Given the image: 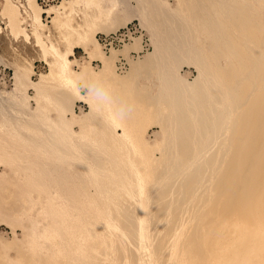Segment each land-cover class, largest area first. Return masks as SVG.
Segmentation results:
<instances>
[{
  "label": "bare ground",
  "instance_id": "6f19581e",
  "mask_svg": "<svg viewBox=\"0 0 264 264\" xmlns=\"http://www.w3.org/2000/svg\"><path fill=\"white\" fill-rule=\"evenodd\" d=\"M47 1H53V0H47ZM137 1H139V2H137L138 4L135 6L137 10H134V12L137 11V17L141 21H143V23H145V25L150 27V33L152 32L154 37H156L157 42L164 43L162 47H165V50L166 51L168 50V52H170L169 54L166 53V54H168V56L169 55L171 56V54L175 55V52L178 53L177 51H179V50L181 53L183 51H184V53L190 52V53H188L189 57H192L193 59H194L193 56L195 55L196 60L194 59V61L197 63V66H196L195 62L192 60V58H190V60H192L194 65L197 67L196 70L198 71V73L196 72L198 74V75H196V76H198L197 79L196 80L193 79V82L196 81V85H194V86H196L195 90H197L195 92L196 93L195 97L197 98V100H195V101L196 102L198 101V102H200V104H203V105L205 104V106H207L206 105L207 102H204V101H208L209 97H211L210 95H212V96L214 95V93L210 94V93H212V91L210 89L211 88L214 89V87H212V86H216L217 88L219 87L218 88L219 94H217V95L215 94L216 100L214 99V96H213V98L211 97L210 100L214 99L215 102L217 100L218 101L219 100H221V101H227L228 100V103L227 102H224V103L230 105V107L233 106V109H237L236 111H238L236 116L233 118V121H231L232 125H233V127H232L233 130H232L231 136L229 135L230 137H228V138H230L229 150L230 149H233V150H231L228 153L227 157L225 158L224 167L221 171V174L217 177L216 182H214V184L215 183L216 184H215V190H214L215 192L213 191L215 193L214 198H213V202H211V204L207 203L208 205H206V203L204 204L207 206V207L206 206L204 207L205 208L204 212L206 213V215L205 216L202 215V216H204L203 218L205 220H207V219H209V220L211 219V220L208 224L203 226L202 229H200L199 233L196 232L197 235L195 233L196 230L194 231V234L189 233L188 230L185 228L186 224L184 222H180L179 224H177V226L176 225L174 226V224H173V227H170L166 230L167 235L164 236L165 237L164 240L162 239L163 241L161 242V244L165 245V248H166L163 251L161 249V246H159V245L153 246L152 245L153 242L150 243L148 241V238H147V236H148V234H147V228H148L147 219H149L148 218L149 211L147 212L148 208H146V207H149V206L146 205V199H148V198H146V194H148V195L150 194L149 192L151 190L149 191L148 189L151 188L153 179L158 178L160 167L158 165L159 162L157 163V159H159V158H153L151 156L152 154H147V152H145L146 146L144 145L145 144L144 142H146V141H144L145 139H143V134H142L143 131L141 132V130L139 128V124L137 122L134 124H127V120L129 121L131 119H127L125 117L124 109L122 107H120L121 105L119 106V104L117 102H115V100L112 101V99L110 98V95L108 94L110 92L107 93L108 89L105 91L103 90V92L99 91V94L96 93L97 91L95 89V79H96V74H98V73L101 76H106L105 78H110L111 82L116 81V84L119 83L117 81V79L114 80L115 77L112 74L113 68H111V66H110V64H111L110 59L115 58V55H116L115 51L116 50L110 51L111 53H110V55H108L109 57H107L109 59H107L106 57H105L106 59H104V57L101 56V53L98 50V46H97L98 42L95 39L94 33H93V31H94V29H96L98 23H100V20L110 19L113 10H115L117 8V6H119V1L118 0H61L59 4H52V5H50L49 8H47L46 11L50 14V16L51 15L52 16H51L50 24H45L40 19L41 18L40 17L41 8H40V6H38L37 0H3V5L1 8V12H0L1 24H3V26H0V59L7 60L9 55L10 56L12 55V57H11L12 60L9 57L10 62H8V64L10 66H12L13 78H14L12 89L9 90V92L8 91L6 92L7 97H8V98L6 97V100H14V99L17 100L16 97L20 96L24 100V101H22V99L19 97L21 100L20 101L21 106H23V104H24L25 106H23V107L28 108L27 104H26V99L24 98V97H26V96H24V92H25L24 90H25L26 86L30 85V86L34 87L39 94L40 90L37 89L39 86L44 87L41 85H43L44 83L46 85V82H48L49 79H53L54 81L56 80L55 82L58 83V86L61 89H64V90L70 92L71 95H73L75 97V99H77L79 101H84L89 106V110H88L89 112H86L85 115H83L81 117H79V116L77 117V115L74 114L72 108L68 107L69 112H70L69 118L66 119L65 117H63V116L60 117V115H59L58 118L56 117L58 119V121H56V122L61 121L60 122L61 125H64V123L70 124V123L75 122V121H78L81 123H83V121H84L86 123V122H88V120L93 118L92 116H94L95 113H100V115L102 117V122H103V120L108 121L112 125V129H111L112 131L110 130V132H111L110 135L112 136V139H113L112 141L115 142V139H117V141H120L122 139V141H120V143H114L113 142V144H110L108 142L110 145L105 144L107 142L104 143V141H103L104 144H101V146L97 147V149H95V150L91 149L92 151L95 152V155L99 153L101 155V157H103L105 160L102 164L101 163L99 164V162H97V163H93L92 165L85 166V169H86L85 172L86 173L83 172V177H86L85 178L86 183L84 181L85 186L87 184H91V185H93V187L95 189H97L96 190L97 192H95L93 189V191L95 193L94 198H93L94 195H92L91 193H90L91 194L90 195L87 192V195L85 196L86 198L84 197V201H85L84 203H86V204H83V206L81 205L82 203L80 204V208L82 206L81 209H83L84 212L79 213L78 216L80 217V219L82 217L83 218L85 217V219H86L85 223L88 224L89 226L86 225L85 227H83V225L81 223L79 225L75 226V224L69 225V223H68V225L60 227V225H58V224H59V222H61L60 220L63 219L62 217H66L67 215L68 216L69 215L73 216V215H71V213L69 214V212H68V214H66L67 211L58 210V207L53 204L54 205L53 207L55 209H53V212L50 213V216H51L50 218L53 219V225H51L54 227V229L51 228L53 230V232H50L51 235L49 236L48 232L52 231V230L48 229L49 231L48 232L46 231L47 232V233L45 232L46 234L40 235L41 238H42V236L44 237V238H42L43 240L45 238H47L46 240H48V238L52 239L51 243L53 242V250L50 253H46V255L44 256L45 258H42V257L40 258V256H37V260H36V258L34 257L35 260L30 261L29 264H67L66 259L65 260L63 259L65 262H62V260H61L62 263H60V262L58 263L57 259L62 257V256L63 257H66L68 255L71 256L72 254H74V257L77 256V257H75L78 260L76 262V264H116L115 261H117V260H115L114 257L111 256V255H113L112 250L117 251L115 253V255L117 253H119L120 251H122V247L120 245V242H118L116 240L117 238H114L112 236L113 233L116 232L117 229H119V231L123 230L122 233L125 232V235L127 233V234H129L130 237H132L133 246L137 250V252H135L136 254L139 252V250L141 251V253H138L135 256L134 255L135 253H133L135 251L134 250L135 248H133L132 246L129 248L130 252L129 251L128 252L129 253L132 252V254H130V255L136 264L137 263L138 264H264V15L259 13V12H262L260 10H258L259 12L257 11L258 13L256 12L257 9H261V10L264 9V0H254V1L252 0V2H254L253 4L250 3L251 0H247L248 2H245L244 5H246L247 3L248 4L250 3L249 7L252 6L253 9L260 6V8L259 7L256 8L255 11L253 9H250L248 6L242 5L243 6L242 7L241 5H238L240 2L241 3H242V1L244 2V0H241V1L239 0L238 4H236V2H238L236 0H234L235 2H233L232 0H176V6L174 5V7L172 9H171V6L169 5V3H166L165 1H161V0H154L155 2L150 1L153 4L146 5V6L144 5V3H142L143 0H137ZM257 3L260 5H258V6L255 5ZM135 7H133V8H135ZM163 7H164V9L162 10ZM248 9H250V11ZM164 10H166V12H163ZM246 10H248V11H246ZM251 10L254 11V13L255 12L256 13L255 14L251 13ZM46 11L43 10L42 12L46 13ZM247 12H250V13L248 14ZM177 18H178V20H177ZM177 21H179V22H177ZM187 25H190L191 27H187ZM54 27L61 29V31H64L63 32L64 34L62 35V39H60L61 40L60 42L55 41V38L53 37ZM176 30H177V32H176ZM178 31L180 32V34H178V36H180V37H177L176 33H178ZM132 41L134 43H138L139 39H137V37H135V38H133ZM154 41H155V39H154ZM248 42L249 43L251 42L250 43L251 45L247 44ZM252 44L254 45L252 48H247L248 46L251 47ZM2 45H4L3 48H5V47L6 48L2 49ZM76 47L82 48L83 51L89 55V56L87 55V57H89V58H92V57L99 58V61L102 62V64H101L102 68H100L98 73H96L92 69V67L90 66L88 61H87V63L82 65V67L79 71H76V72L73 71V69L71 68V63L74 62V59H70V56L73 53V49ZM29 48H31V50L33 49L32 51H35L37 53V55H35V56L43 58L44 61H46L47 65L49 66V71L46 74L41 75L39 77V79L35 82L29 78V75L32 73V69H31L32 68V58L27 57L26 53H25V52H27V50H30ZM24 50H26V51H24ZM31 50H30V52H32ZM121 51H120V53H121ZM126 51H127V49H126ZM126 51H125V53H126ZM162 51H164V50H162ZM116 53L118 54V52H116ZM163 53L165 54V52H163ZM193 53H194V55H193ZM124 54H123V56H124ZM182 54H180V55H182ZM186 54H185V56L188 58V55H186ZM32 57H34V56H32ZM124 57H125V59H127L126 58L127 56H124ZM151 57L153 58V56H151ZM171 57H173V56H171ZM180 57L182 58V56H180ZM148 58H149V60L151 59L150 56ZM166 58H167V56H166ZM221 58L224 60V61L222 60V62H224V63H221V60H220ZM108 60H110V61H108ZM127 60H129V59H127ZM147 60H145V61H147ZM172 60H174V59H172ZM171 63H173V62H171ZM135 64H137V62ZM160 66H161V64H160ZM166 73H167V71H166ZM176 75H175V77H176ZM79 79L83 80L88 85V87H89L88 88L89 89L88 94L83 95L78 91V88L76 86V82ZM53 80H52V82H53ZM182 82H184V81H182ZM121 83H122V81H121ZM47 84H49V83H47ZM114 84H115V82H114ZM176 85H177V83H176ZM46 86H48V85H46ZM180 86H181V83H180ZM186 87H187V85H186ZM167 88H169V87H167ZM44 90H45V87H44ZM48 90H49V88H48ZM162 92H163V90H162ZM182 92H183V90H182ZM159 93H160V91H159ZM175 93H177V92H175ZM59 94H61V92ZM44 96H45V94H44ZM150 96H152V95H150ZM61 100H63V99H61ZM161 101H162V99H161ZM175 101L176 100H174V102ZM63 102H65V101H63ZM174 102H173V104H174ZM175 104H176V102H175ZM200 104H199V110H200V106H201ZM211 104H213V102H211ZM101 105H102V107H101ZM127 105L128 104H126V106ZM155 105L158 106L157 103ZM171 105H170V107H172ZM224 106H226V105H224ZM168 107H169V105H168ZM197 107H198V105H197ZM162 108H163V105H162ZM136 110H137V112L140 111V109H139V111H138V109H136ZM152 110H153V108H152ZM189 111H190V109H189ZM141 112H144V111H141ZM194 112H195V110H194ZM196 112H197V110H196ZM174 113H175V111H174ZM178 113H180V111ZM166 114H168V113H166ZM145 115H146V113H145ZM187 115H189V114H187ZM197 115L198 114H196V116ZM228 115H229V113H228ZM1 116L2 115H0V117ZM129 116H131V115H129ZM137 116L139 118V115H137ZM203 116H204V114H203ZM225 116H227V115H225ZM7 118L5 119L7 121H5L3 118H2L3 121L0 120V138L5 136V135L12 134L14 124L9 122ZM48 118L49 117H47L46 120H49ZM231 119H232V117H231ZM155 122H156V124H159L158 126H160L161 130L164 129L161 125L160 120L155 119ZM53 123H54V121H53ZM81 123H79V124H81ZM152 124H154V123H152ZM227 124H226V126H227ZM91 127H92V125H91ZM109 127H111V126H109ZM115 128L120 129L121 131L118 133L117 130H115ZM218 128H220V127H218ZM56 131H58V130H56ZM205 133H204V135H205ZM48 134H49V136H53L52 132L51 133L49 132ZM65 134H67L66 136H70L71 138H74L75 136L78 135V134L75 135L76 133H74V131H69ZM96 134H97V132H96ZM168 134H169V132H168ZM17 136L22 137L21 134H18ZM80 136L81 135L79 134L77 137H80ZM83 136L85 137V135H83ZM219 136H220V134H219ZM225 136H226V134H225ZM11 137L12 136H10V139H11ZM90 137H91L90 143L91 144L95 143L94 135L90 136ZM165 137H168V135H166ZM217 137H218V135H217ZM118 138H121V139L118 140ZM220 139L221 138H219V140ZM72 141L71 142L69 141V142L72 143ZM161 141H163V140H161ZM197 141L199 142L200 140H197ZM202 141H204V140H202ZM32 142H30V143L32 144ZM43 143H45V142H43ZM0 144H2V143H0ZM9 144H11V142ZM34 144H37V143L34 142ZM53 144H54V141H53ZM221 144H219V145H221ZM98 145H100V144H98ZM51 146H52V144H50L49 147H51ZM56 146H58V145H56ZM74 146H76V145L74 144ZM149 146H151V145H149ZM210 146L212 147L213 145L211 144ZM231 146H232V148H231ZM67 147L68 146H66V148ZM53 148H54V146H53ZM150 148H149V150H150ZM164 148H166V147H164ZM41 149H42V147H41ZM170 150L173 151L172 149H170ZM170 150H168V151H170ZM92 151H91V154H93ZM7 152L5 151V153H7ZM71 153H73V152H71ZM207 153H209V152H207ZM53 154H55V153H53ZM89 154H90V152L88 153V155ZM74 155H75V153L73 154V156ZM202 155H204V154H202ZM202 155H200V156H202ZM84 156H86V155H83V157ZM214 156H215V154H214ZM96 157H97V155H96ZM101 157L99 158V156H98L97 158L101 159ZM176 157H179V156L177 155ZM196 157H195V159H196ZM15 158H16V156H15ZM25 158H26V156H25ZM56 158H58V157H56ZM93 158L94 157H92V160L96 161L95 158L94 159ZM87 159H88V157H87ZM21 160H22V158H21ZM74 160H76V159H74ZM78 160H79V157H78ZM85 160H86V157H85ZM92 160H91V162H92ZM88 161L89 160H87V162ZM102 161H103V159H102ZM75 163H77V160ZM185 163H187V162H185ZM81 164H83V163H81ZM97 164L99 166H97ZM212 164H214V163H212ZM215 164H216V162H215ZM171 165H173V164H171ZM202 165H204V164H202ZM187 166H189V165H187ZM98 167H99V169H98ZM213 167H215V166H213ZM185 168H187V167L185 166ZM42 170H43V167H42ZM60 170H62V169H60ZM82 170H80V171H82ZM161 170H162V168H161ZM176 170L180 171L181 169L180 170L176 169ZM217 170L220 171L221 169L218 167ZM99 171H100V175L98 174V176H101V178H102L101 180H98V178H96V175H95L96 174L95 172H99ZM185 172H187V171H185ZM205 172H206V170H205ZM81 173H80V175L75 174V176L76 175L82 176ZM46 174H47V172H46ZM165 174H163V175L165 176ZM60 175H62V174H60ZM177 175H178V173H177ZM180 175H181V173H180ZM64 177L67 178L66 175ZM64 177H61L60 180L62 178L65 179ZM39 179H40V177H39ZM166 179H167V177H166ZM65 180H63V181H65ZM76 181L79 182L80 179L75 180V181L73 180L72 183L75 184ZM154 181H155V179H154ZM160 181L163 182V180H160ZM160 181H159V183H160ZM210 182H211V180H210ZM51 183H53V182H51ZM73 184H71V185H73ZM76 184L80 185L81 183H76ZM199 185H200V183H199ZM67 186H68V183H67ZM82 186H83V183H82ZM124 186H125V188L127 187L126 189H129V191L126 190L127 193L130 192L133 194L132 198L130 196L131 194L126 196L127 194H126V191L124 190L125 189ZM148 186H150V188H148ZM205 186H207V185H205ZM68 187H70V186H68ZM159 188H157V190ZM65 189H69V188H65ZM87 189H86V191H88ZM114 189H116V190H114ZM118 189L121 191H119ZM117 190H118V192L123 191L124 196L128 197V199L130 197L131 200L134 201L133 198H135L134 202H136L135 203V210L136 211L134 210L135 211V215L133 217L134 222H131V223L125 222L123 224L122 223L117 224V223L112 221L113 220V217L111 216L112 214L109 215L110 212H107L108 209L105 207L107 201L103 202L102 200L104 198L106 200L108 198H112V200H113V197H111L112 196L111 194H113V193L115 194V192ZM146 191L147 192L149 191V192L147 193ZM153 191H155V190H153ZM170 191H171V189H170ZM63 192H65V190ZM152 193L154 194V192H152ZM109 194H110V196H108ZM195 194H198V193H195ZM102 195L104 197H102ZM107 196H108V198H106ZM122 196L120 198L118 196V199L119 200L122 199ZM150 196H152V194ZM164 196H165V194H164ZM50 197H51V195H50ZM98 197L100 198V201H99ZM78 198H80V197H78ZM150 198L151 197H149V199ZM158 198H159V196H158ZM96 199H97V201H96ZM118 199L116 198L115 200H118ZM57 200H59V199H57ZM82 200H83V198H82ZM110 200L111 199H109L107 205H110L109 204ZM112 200H111V203H112ZM133 201H132V204H133ZM97 202L99 204H97ZM101 203L102 204L105 203V204L101 205ZM197 203L199 204V202H197ZM202 203L203 202H201V204ZM191 205H192V203H191ZM104 207L106 209L107 215H105L106 213L103 211V210H105ZM127 207H129V206H127ZM213 207L217 208L216 214L211 213V209ZM64 208H63V210H64ZM202 210H203V208H202ZM202 210H200V211H202ZM129 211H130V209H129ZM198 211H199V209H198ZM115 212H116V210H115ZM190 212H191V210H190ZM167 213H168V210H167ZM114 214H116V213H114ZM115 216L117 217V215H115ZM220 216H221V219L219 218ZM165 219H166V216H165ZM187 220H188V218H187ZM209 220H207V222ZM167 221H169V220H167ZM67 222H69V221H67ZM163 224H164V222L161 223V225H163ZM159 225H160V222H159ZM159 225H158V227H159ZM164 226L166 228V225H164ZM59 227L61 229H63V236L64 237L61 236V238H62L61 240H64V241L58 244L57 243L58 241L55 238L58 237L57 234L59 235V233H57ZM188 227H190V226H188ZM40 228L42 229V227H40ZM150 228H152V227H150ZM161 228H160V230H162ZM165 228H163V230ZM184 229L188 233H186ZM44 230H42V231L44 232ZM122 233L119 232L118 235L121 234L123 236ZM159 233H161V231H159ZM60 234H62V233H60ZM114 235H116V234H114ZM34 236H35V234L32 237H34ZM33 239H35V237ZM33 239H32V241L30 239L31 242L28 241L29 250H31V251H33V249L38 247L37 241H35ZM54 241L56 243H54ZM163 242H165V243H163ZM48 243H49V241H47V244ZM154 243H156V241ZM51 246H52V244H51ZM143 249H146V250L148 249L149 251L145 254L146 250H143ZM30 253L33 254V252H30ZM34 254H36V253H34ZM117 255H119L121 257L120 254H117ZM29 257H30L29 259H31L32 256L29 255ZM108 257H110V258L108 259ZM69 259H71V257ZM20 262H21V260H20ZM72 263H74V262H72ZM20 264H23V263L21 262ZM68 264H69V262H68ZM132 264H134V263H132Z\"/></svg>",
  "mask_w": 264,
  "mask_h": 264
},
{
  "label": "rangeland",
  "instance_id": "374dc122",
  "mask_svg": "<svg viewBox=\"0 0 264 264\" xmlns=\"http://www.w3.org/2000/svg\"><path fill=\"white\" fill-rule=\"evenodd\" d=\"M60 1L61 0H53V1L45 2V4H44L41 1L37 0L38 6H40V8H41V13H40L41 18L40 19L42 20L43 23L50 24V20H51L52 15L50 16V14L46 10H47V8L50 7V5L59 4ZM118 1H119V6H117V8L115 9L116 11L113 10L110 19H107V20L102 19L103 21L100 20V23H98V25H97L96 29H94L93 33H94L95 39L98 42V43L96 42L98 44L97 45L98 50L100 51L101 56L104 57V59L109 57L108 55H110V53H111L110 51L116 50L115 51V54H116L115 58L110 59L111 61L110 60H108V61H110V63L112 64V65L110 64V66H111V68H113L112 74L115 77L114 80L117 79V81L120 84L119 83L116 84V81L113 80L115 82V84H114V82H111L110 78H105L106 76H101L98 73L100 68H102V65H101L102 62L99 61V58L87 57L88 54L85 53L83 51V49L79 48V47L74 48L73 53L70 56V59H74V62L71 63V68L75 72L79 71L81 69L82 65H84L88 61V63L92 67V69L96 73H98V74H96V79H95V89L97 91L96 93L99 94V91L103 92V90L105 91L108 89L107 93L110 92L108 94L110 95V98L112 99V101L115 100V102H117L119 104V106L121 105L120 107H122L124 109L125 117L127 119H131L129 121L127 120V124H134L136 122L139 124V128H140L141 132L143 131L142 132L143 139H145L144 141H146V142H144L145 143L144 145L146 146L145 152H147V154H152L151 156L153 158H159V159H157V163L159 162L158 165L160 167L158 178L157 179L154 178L155 181L153 179L151 188H150V186H148V188H150L148 190L149 191L151 190L152 192H154V194L151 191L150 192L148 191L150 193L149 195L146 194V198H148V199H146V205L149 206V207H146V208H148L147 212L149 211V215H148L149 219H147V225H148V228H147L148 236H147V238H148V241L150 243L153 242L152 243L153 246H156V245L161 246V249L163 251L166 248H165V245L161 244V242L164 240V238H165L164 236L167 235L166 230L170 227H173V224H174V226L175 225L177 226V224H179L180 222H184L186 224L185 228L188 230V232L191 234H194L195 230H196L195 233L196 232L199 233L200 229H202L203 226H205L206 224H208L210 222L211 219L210 220L207 219V220H209L207 222V220H205L203 218L206 215V213L204 212V210H205L204 207L206 205H208L207 203L211 204V202H213V198L215 195L214 190H215V184H216V183L214 184V182H216L217 177L221 174V171L224 167L225 158L227 157L228 153L231 150H233V149L229 150L230 138H228V137L231 136L232 130H233V128H232L233 125H232L231 121H233V118L236 116L238 111H236L237 109H233V106L230 107V105L224 103V102L228 103V100L227 101H221V100L218 101L217 100L216 102L214 101V99L216 100V95L219 94V89H218L219 87L217 88L216 86H212V87H214L215 90L210 87L211 88L210 90L212 91V93H210V94L214 93V95H213L214 99L210 100L211 97L213 98V96L210 95L211 97H209L208 101L213 102V104H211V102L209 103L208 101H204V102H207L206 103L207 106H205V104L203 105V104H200V102H198V101L196 102L195 100H197V98L195 97V94H196L195 92L197 90H195L196 86H194V85H196L195 80L198 77V76H196V75H198L197 74L198 71L196 70L197 69V67H196L197 63L194 61V59L196 58L194 53H193L194 59L192 57H189L188 53H190V52H186L187 53L186 54L183 51L182 52L183 54H182L180 52V50L177 51L178 53L175 52V55L171 54V56H173V57H171L170 55L168 56V54L170 52H168V50L166 51L165 47H162L164 43L157 42L156 37H154L152 32L150 33V27L145 25V23H143V21H141L137 17V11L134 12V10H137L135 6L138 4L137 2H139V1H137V0H118ZM150 1L153 2L154 0H143L142 3H144L145 6L153 4ZM161 1H165L166 3H169V5L171 6V9L174 7V5L176 6V0H161ZM232 1L235 2L234 0H232ZM236 1H238V2H236V4H238L239 0H236ZM245 2H248V1L244 0V2L242 1V3L240 2L241 4L239 3L238 5L242 6L245 4ZM250 3L253 4L254 2H252V0H251ZM250 3L249 4L247 3L248 5L246 4L244 6L249 7ZM2 5H3V0H0V12H1ZM255 5L258 6L260 4L257 3ZM133 7H135V8H133ZM258 7L260 8V6H258ZM258 7H256V8H258ZM249 8L253 9L252 6H250ZM163 9H164V7L162 8V10ZM250 9H248V10L250 11ZM255 9H253V10L255 11ZM43 10L46 11V13L42 12ZM248 10H246V11H248ZM258 10H260L262 12H259ZM254 11L251 10V13H254ZM257 11L259 13H261L262 15H264V13H263L264 9L263 10L257 9L256 12ZM163 12H166V10H164ZM247 13L249 14L250 12H247ZM177 20H178V18H177ZM179 21H177V22H179ZM0 26H3V24H1V19H0ZM187 27H191V26L187 25ZM63 32L64 31H61V29L54 27L53 37L55 38V41H57V42L61 41L60 39H62V35L64 34ZM176 32H177V30H176ZM176 34H177V37H180V36H178V34H180L179 31ZM135 37H137V39H139L138 43H134L132 41L133 38H135ZM154 39H155V41H154ZM250 43L248 42L247 44L251 45ZM3 46L4 45H2V49H5L6 47L3 48ZM253 46L254 45L252 44L251 47L248 46L247 48H252ZM29 49L31 50V48H29ZM123 49L125 51L127 49L126 53ZM30 50H27L28 53L27 52H25V53H26L27 57L32 58V68H31L32 73L29 75V78L35 82L39 79V77L41 75H44L49 71V66L47 65V62L44 61L43 58L35 56V55H37V53L35 51H32L33 49L31 50L32 52H30ZM119 50L120 51L122 50L125 54L122 51L120 53ZM162 50H164V51H162ZM24 51H26V50H24ZM116 52H118V54ZM163 52H165V54ZM122 53L124 54V56H127L126 58L129 60L125 59V57L123 56ZM166 53H168V54H166ZM179 53L182 55H180ZM185 54L188 55L189 59L185 56ZM32 56H34V57H32ZM149 56L151 58L150 60L148 58ZM151 56H153V58ZM166 56H167V58H166ZM180 56H182V58ZM9 57L12 60V58H11L12 55L11 56L9 55ZM9 57L7 58V60L0 59V115H2L1 117L4 120L8 117L7 118L8 121L14 124L12 134L5 135V136L1 137L2 139L0 138V140H1L0 143H2V144H0L1 145L0 146V148H1L0 149V153H1L0 154V264H20L21 262L23 264H29V262L35 260V258L37 260V256H40V258L41 257L45 258L44 256L46 255V253H50L53 250V242L51 243L52 239L48 238V240H46L47 238H45L43 240L42 238H44V237L42 236V238H41L40 235L46 234L51 228L54 229V227L51 226V225H53V219L50 218L51 217L50 213H52L53 209H55L53 207L54 205L58 207V210L67 211L66 214H68V212H69V214L71 213V215H73V216L67 215L66 216L67 218L62 217L63 219L60 220L61 222H59V224H58V225H60V227L68 225V223H69V225L75 224V226L79 225L80 223L83 225V227H85L86 225L89 226L88 224L85 223V221H86L85 217L84 218L82 217L81 218L82 220H81L80 217L78 216V214L84 212V210L81 208H82L83 204H86V203H84L85 202L84 197L87 195V192H88V194L91 193L92 195H94L95 194L94 191L97 192L96 191L97 189H95L93 187V185H91V184H87L88 186L87 185L85 186L84 181L86 180L85 179L86 177H83V172L86 173L85 172V170H86L85 166L92 165L93 163H97V162H99V164L100 163L102 164L105 160L103 157H101V155L99 153L96 155H97V157L99 156V158L101 157V159L97 158L95 155V152L92 150L97 149V147L101 146V144H104L105 142H107L105 144L110 145V144H113L114 141H112L113 139H112V136L110 135L111 134L110 130L112 129V125L108 121L103 120V122H102V117H101L100 113H95L94 116H92L93 118L88 120V122H86V123L83 121L84 124L81 122L75 121V120H74L75 122H72L70 124L64 123V125L60 124L61 121L56 122V121H58L57 118L59 117V115H60V117L63 116L66 119L69 118V116H70L69 108L70 107L72 108L74 114L77 115V117L78 116L81 117V116L85 115L86 112H89L88 111L89 106L87 103H85L84 101H79V100L75 99V97L73 95H71L70 92H68L64 89H61L58 86V83L55 82L56 80L54 81L53 79H49V81L46 82V85H48L49 87L46 86L45 83L43 85H41V86L45 87V90H44V87L39 86L40 88L38 87L37 89L42 92L41 93L39 91V94L34 87H32L30 85L26 86V88L24 90L25 91L24 96H26V97H24V98L26 99V104H27L28 108L23 107V106H25L23 103H22L23 106H21V104H20V101H21L20 98L21 97L20 96H19L20 98L16 97L17 100H15V99L14 100H6V97H7L6 92L7 91L9 92V90L12 89L13 82H14L13 69H12V66H10L8 64V62H10ZM171 58L174 60H172ZM190 58H192V60L196 64V66L194 65L193 61L190 60ZM107 59H109V58H107ZM134 60L137 62V64H135L136 62ZM145 60H147L148 62ZM220 60H221V63H224V62H222V60H223L222 58ZM171 62H173V63H171ZM160 64H161V66H160ZM174 65L175 66L177 65V66L175 67ZM166 71L168 74L166 73ZM175 75H176V77H175ZM193 79H195L194 80L195 82H193ZM52 80H53V82H52ZM121 81H122V83H121ZM182 81H184V82H182ZM47 83H49V84H47ZM176 83H177V85H176ZM180 83H181V86H180ZM186 85H187V87H186ZM76 86L78 88V91L81 94H83V95L88 94V90H89L88 88L89 87L83 80H81V79L77 80ZM167 87H169V88H167ZM48 88H49V90H48ZM158 90L160 91V93ZM162 90H163V92L164 91L165 92L163 93ZM182 90H183V92H182ZM60 92H61V94H59ZM175 92H177V93H175ZM44 94H45V96H44ZM150 95H152V96H150ZM61 99H63V100H61ZM161 99H162V101H161ZM174 100H176L175 101L176 104H175ZM22 101H24V100L22 99ZM63 101H65V102H63ZM155 102L157 103L158 106L155 105L156 104ZM173 102H174V104H173ZM126 104H128V105L126 106ZM199 104L201 105L200 110H199ZM162 105H163V108H162ZM168 105H169V107H168ZM170 105L172 107H170ZM197 105H198V107H197ZM224 105H226V106H224ZM101 107H102V105H101ZM166 107L168 109L169 108L170 109L168 110ZM152 108H153V110H152ZM136 109H138V111L140 109V111L137 112ZM189 109H190V111H189ZM194 110H195V112H194ZM196 110H197V112H196ZM141 111H144V112L146 111L145 112L146 115L144 112H141ZM174 111H175V113H174ZM177 111L178 112L180 111V113H178ZM166 113H168V114H166ZM202 113L204 114V116ZM228 113H229V115H228ZM187 114H189V115H187ZM196 114H198V115L196 116ZM129 115H131V116H129ZM137 115H139V118ZM225 115H227V116H225ZM1 117H0V120L3 121V119ZM47 117H49L48 118L49 120H46ZM231 117H232V119H231ZM155 119L160 120L161 125L164 128L163 130L160 129V126H158L159 124H156ZM5 121H7V120H5ZM53 121H54V123H53ZM79 123H81V124H79ZM152 123H154V124H152ZM226 124H227V126H226ZM91 125H92V127H91ZM109 126H111V127H109ZM218 127H220V128H218ZM56 130H58V131H56ZM115 130H117L118 133L121 131L120 129H116V128H115ZM69 131H74V133H76L75 135L80 134L81 136L77 137L78 136L77 135L74 138H71L70 136H66L67 134H65V133H67ZM49 132L50 133L52 132L53 136H49V134H48ZM96 132H97V134H96ZM168 132H169V134H168ZM204 133L206 136L204 135ZM18 134H21L22 137L17 136ZM219 134H220V136H219ZM225 134H226V136H225ZM83 135H85V137ZM93 135L95 137V143L91 144L90 143V139H91L90 136H93ZM166 135H168V137H165ZM217 135H218V137H217ZM10 136H12L11 139H10ZM219 138H221V139L219 140ZM120 139L121 138H118V140H120ZM161 140H163V141H161ZM197 140H200V141L198 142ZM202 140H204V141H202ZM53 141H54V144H53ZM69 141L70 142L72 141V143H70ZM103 141H104V143H103ZM120 141H122V139ZM120 141H117V139H115L114 143H120ZM10 142H11V144H9ZM30 142H32V144ZM34 142L37 143L38 145L34 144ZM43 142H45V143H43ZM73 143L76 146H74ZM50 144H52L51 147H49ZM98 144H100V145H98ZM211 144L213 145L212 147L210 146ZM219 144H221V145H219ZM56 145H58V146H56ZM149 145H151V146H149ZM53 146H54V148H53ZM66 146H68L69 148L68 147L66 148ZM41 147H42V149H41ZM164 147H166V148H164ZM149 148H150V150H149ZM169 148L172 149L173 151H171ZM231 148H232V146H231ZM4 150L6 152L7 151L8 152L5 153ZM168 150H170L171 152ZM91 151L93 154H91ZM71 152H73V153H71ZM89 152H90V154L88 155ZM207 152H209V153H207ZM53 153H55V154H53ZM74 153H75V155L73 156ZM82 154L86 155V156L83 157ZM202 154H204V155H202ZM214 154L216 157L214 156ZM177 155L179 157H176ZM200 155H202L203 157ZM15 156H16V158H15ZM25 156H26V158H25ZM56 157H58V158H56ZM78 157H79V160H78ZM85 157H86V160H85ZM87 157H88V159H87ZM92 157H94L96 161L92 160ZM195 157H196V159H195ZM21 158H22V160H21ZM74 159L77 160L78 164L75 163L76 160H74ZM102 159H103V161H102ZM87 160H89V161L87 162ZM91 160H92V162H91ZM185 162H187V163H185ZM215 162H216V164H215ZM81 163H83V164H81ZM212 163H214V164H212ZM171 164H173V165H171ZM202 164H204V165H202ZM187 165H189V166H187ZM97 166H99V165L97 164ZM185 166L187 168H185ZM213 166H215V167H213ZM42 167H43V170H42ZM218 167L221 169L220 171L217 170ZM161 168H162V170H161ZM60 169H62V170H60ZM98 169H99V167H98ZM176 169H179V170L181 169V170L178 171ZM80 170H82V171H80ZM205 170H206V172H205ZM185 171H187V172H185ZM46 172H47V174H46ZM59 173L62 174L63 176L60 175ZM63 173L67 176V178L64 177L65 175ZM80 173L82 176H77V175H80ZM95 173H96L95 174L96 178H98V180H101L102 179L101 176H98V174L100 175V171L95 172ZM177 173H178V175H177ZM180 173H181V175H180ZM75 174H77V175L75 176ZM163 174H165L167 179ZM39 177H40V179H39ZM61 177H64L66 180L63 178L60 180ZM78 179H80L79 182L76 181L75 184L72 183L73 180L75 181ZM63 180H65L66 182ZM158 180L159 181L163 180V182L160 181V183H159ZM210 180H211V182H210ZM51 182H53V183H51ZM67 183H68V186H70V187L67 186ZM76 183H81L80 184L81 186L79 184H76ZM82 183H83V186H82ZM85 183H86V181H85ZM199 183H200V185H199ZM71 184H73V185H71ZM205 185H207V186H205ZM65 188H69V189H65ZM124 188H125V186H124ZM126 188L124 190L129 191V189H126ZM157 188H159V189L157 190ZM86 189L88 191H86ZM93 189H94V191H93ZM170 189H171V191H170ZM64 190H65V192H63ZM114 190H116V189H114ZM118 190L115 192V194L113 193L114 195L111 194L112 195L111 197H113L114 201L112 200V198H108V196H110V194L106 197V198H108L107 200L105 198H104L105 200L104 199L102 200L103 202L107 201L106 206H105L108 209L107 212H110L109 215L112 214L111 215L113 217L112 221L117 223V224H121V223L123 224L125 222L126 223L134 222L133 217H134L135 211H136L135 210V203L136 202H134L135 198H133L134 201L131 200L133 194L130 192L127 193V191H126V194H127L126 196L131 194L130 195L131 198L129 197V199H128V197L124 196V192H123L124 190L123 189H122L123 193L118 192ZM153 190H155V191H153ZM119 191H121V190H119ZM119 193L120 194L122 193V194L120 195ZM195 193H198L199 195L195 194ZM116 194L119 196V198L123 195L122 196L123 200L122 199L119 200L118 196ZM151 194H152V196H150ZM164 194H165V196H164ZM50 195H51V197H50ZM158 196H159V198H158ZM78 197H80V198H78ZM94 197H95V195L93 196V198ZM102 197H104V196L102 195ZM149 197H151V198L149 199ZM82 198H83V200H82ZM114 198L115 199L117 198L118 200H115ZM57 199H59V200H57ZM98 199L100 201L99 197H98ZM109 199L112 200V203L110 200V203H109L110 205H107ZM96 201H97V199H96ZM132 201H133V204H132ZM197 202H199V204ZM201 202H203V203L201 204ZM191 203H192V205H191ZM205 203H206V205H204ZM80 204L82 205L81 208H80ZM97 204H99V203L97 202ZM104 204L101 203V205H104ZM127 206H129V207H127ZM105 207H104V209H105ZM63 208H64V210H63ZM202 208H203V210H202ZM129 209H130V211H129ZM198 209H199V211L202 210L204 213L202 211L199 212ZM115 210H116V212H115ZM167 210H168L169 214L167 213ZM190 210H191V212H190ZM103 211L106 213V214L105 213L104 214L107 215L106 209ZM114 213H116V214H114ZM211 213L216 214L217 208L213 207L211 209ZM115 215H117V217ZM202 215H204V216H202ZM165 216H166V219H165ZM187 218L189 221L187 220ZM219 218L221 219V216ZM66 220L69 222H67ZM167 220H169V221H167ZM159 222H160V225L163 222H164V224L160 226ZM158 225H159V227H158ZM164 225H166V228ZM188 226H190V227H188ZM40 227H42V229ZM60 227L58 228V232H57V233H59V235L57 234L58 237L55 236L56 237L55 239H57L58 244L64 241V240H61L62 239L61 236L62 237H64V236H63V229H61ZM150 227H152V228H150ZM160 228L162 230H160ZM163 228H165V229L163 230ZM42 230H44V232ZM159 231H161V233H159ZM50 232H53V230L48 232L49 236L51 235ZM119 232L122 233L123 230L119 231V229H117L116 232H114L112 236L114 238H117L116 240L118 242H120V245L122 247V251H120L117 254H120L121 257L117 254H116L117 255L116 256L115 253L117 251H114V250H112L113 255H111V256H113L114 259L117 260V261H115L116 264H123V263L124 264H132V263L136 264L130 255V254H132V252L129 253L130 252L129 248L131 246L133 248H135L133 246L132 237H130L129 234H127V233L125 235V232L122 233L124 236L123 237L121 234L118 235ZM185 232L188 233L186 230H185ZM60 233H62V234H60ZM197 233H196V235H197ZM34 234H35V236H34L35 239H33L34 237H32ZM114 234H116V235H114ZM30 239H31V241H32V239L37 241L38 247L35 248L36 250L35 249H33V251L29 250L28 241L31 242ZM47 241H49L50 244L49 243L47 244ZM55 241H54V243H56ZM155 241H156V243H154ZM163 243H165V242H163ZM51 244H52V246H51ZM134 250H133L134 251L133 253L137 252L136 248ZM143 250H146V249H143ZM148 251L149 250L147 249L145 254ZM30 252H33V254H31ZM34 253H36V254H34ZM138 253H141V251L139 250ZM137 254L135 253L134 255L136 256ZM29 255L32 256L31 259H29L30 258ZM62 257H60L61 259L58 258L59 260L57 259L58 263L59 262L60 263L65 262L64 261L65 259H66L67 264H68V262H69V264H76V262L78 261L77 258H75L77 256L74 257V254H72L71 256L68 255L66 257H63V258ZM70 257H71V259H69ZM110 257H108V259ZM20 260H21V262H20ZM61 260H62V262H61ZM72 262H74V263H72Z\"/></svg>",
  "mask_w": 264,
  "mask_h": 264
},
{
  "label": "built area",
  "instance_id": "2783aa9c",
  "mask_svg": "<svg viewBox=\"0 0 264 264\" xmlns=\"http://www.w3.org/2000/svg\"><path fill=\"white\" fill-rule=\"evenodd\" d=\"M39 1H41L44 4H45V2H48L47 0H39Z\"/></svg>",
  "mask_w": 264,
  "mask_h": 264
}]
</instances>
